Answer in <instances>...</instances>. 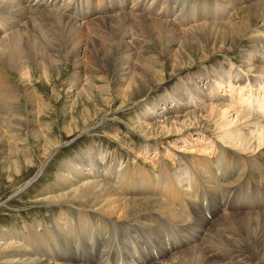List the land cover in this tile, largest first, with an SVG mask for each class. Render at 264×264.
<instances>
[{
  "label": "bare ground",
  "instance_id": "6f19581e",
  "mask_svg": "<svg viewBox=\"0 0 264 264\" xmlns=\"http://www.w3.org/2000/svg\"><path fill=\"white\" fill-rule=\"evenodd\" d=\"M201 1L133 0L130 7L126 0H0V164H18L21 153L14 145H24L29 155V144L20 137L22 119L17 118L24 116L22 97L35 100V118L36 108L44 104L37 91L41 86L31 85L34 70H45L41 82L55 84L53 79H58L74 106L84 97L98 96L121 102L123 108L134 106L130 128L143 140L138 146L122 143L134 152L126 165L98 147L70 164L63 162L57 180L36 196L47 204L43 220L0 231V264H264V207L244 211L236 203L226 211L214 206L213 222L200 207L194 208L200 205L197 192L226 196L234 186L248 192L259 186L251 192H264V23L253 28L251 22L232 19L239 10L263 21L264 0H246L248 6H240V0ZM79 2L86 11L95 9L81 21L65 13ZM101 37L107 41L103 45L116 48L104 52L95 40ZM65 38H72L74 46L64 56ZM246 39L250 47L242 50ZM33 49L42 58L25 61ZM237 49L240 65L232 61L210 70L205 65L182 79V70L194 65V57L206 62ZM121 50L126 60L110 54ZM98 55L101 60L83 66L84 58ZM69 64L75 72L62 82ZM1 68L13 69L24 89L10 82ZM79 68L101 75L81 78ZM175 74L181 82L166 93L172 103L166 102L167 95L150 97ZM61 91L54 86L52 98ZM184 92L190 96L181 99ZM28 132L45 147L52 144L34 122ZM170 139L171 147L162 148ZM60 144L55 142V148ZM153 146L155 155L148 160ZM8 154L11 165L2 162ZM143 160L152 168L141 166ZM189 200L195 223L176 206ZM53 208H58L56 214ZM162 222L185 239L170 249L163 241L156 247L162 235L152 231L153 224ZM200 234L203 241L196 239ZM153 249L159 250L157 258L146 254Z\"/></svg>",
  "mask_w": 264,
  "mask_h": 264
},
{
  "label": "rangeland",
  "instance_id": "374dc122",
  "mask_svg": "<svg viewBox=\"0 0 264 264\" xmlns=\"http://www.w3.org/2000/svg\"><path fill=\"white\" fill-rule=\"evenodd\" d=\"M26 1L27 3L34 4L33 2H29V0ZM132 1L133 0L131 1L126 0V2H128V6L130 7L132 6L131 4ZM152 1L153 0H151V2ZM240 1L243 2L241 5L239 4L240 6H248L250 3L249 1L246 0L245 1L248 4L244 2V0H240ZM203 2L201 0H197V3L201 5L203 4ZM80 3L81 2L74 4L75 5L74 8L70 9L69 12H65L68 17H71L74 20L81 21L86 19L87 14L91 16L94 13L95 10L94 8H90L89 11H86V9H84L85 7L84 6L82 7ZM227 3L234 4L233 1L232 2L228 1ZM161 8L162 6L160 5V9ZM104 10L107 11V8ZM111 10L113 11L112 8ZM158 13H160V11H158ZM236 14H234V16L232 17L234 22L239 20L241 21V23L251 22L254 24L252 26L253 28L259 26L261 27L262 24L264 23V20L263 21L259 20L258 18L254 17L253 14L247 11L242 12L238 10ZM44 15H49V14H44ZM95 18H98V15ZM221 18H222L221 16L214 17V20H220ZM201 19L204 18L201 17ZM51 25H53V23H51ZM95 40H98L100 42V45L103 46V50L106 53L109 52V49L116 48L111 43H109L108 45H103L102 42L103 43L107 42L103 37L97 38ZM93 43L94 41L91 44V48H90L91 50L95 48ZM73 46H74L73 39L65 38L63 41L62 54L65 56L67 52L72 51ZM249 47H250V41L247 39L244 40L243 43L241 44L242 50L247 49ZM123 52L124 51L121 50L119 53L111 52L110 54L112 56H115L116 59L126 60V55L124 56ZM28 54L31 56V58H26L25 61L27 62L30 59L40 60L42 58V53L38 50L33 49L32 51H29ZM223 55H217V56L214 55L210 60L206 62L200 61L199 58L194 57V59H196L194 60V63H192L194 65H191V68L189 67V69L186 68L182 70L181 73V75L183 76L182 79H185L186 77L191 76L193 73H196L200 69H203L202 67L203 66L205 67V65L209 70L216 65L225 64V66H227L226 64L227 63L229 64V62L232 61L238 62V65H240L241 63L239 56L240 49L230 52L227 55L224 56ZM101 59H102L101 55L95 56L93 58L92 57L84 58L83 66L86 67L90 64V62H98ZM72 66L70 64L65 66L66 71L64 72V76L62 77V82H66L67 80L69 81V79L73 77L75 70L74 67ZM1 69L11 80L10 82H13L15 84L19 83L22 86L20 90L24 89L23 85L21 84L19 75L13 69H6V68H1ZM44 72L45 70H34L35 76L33 77V79H31L32 82L31 85L41 86V89L38 90L37 88V91H39L41 98L44 100L43 101L44 104L43 106L36 108L35 111L39 113V116L35 118V116L33 115L34 109L32 103L35 102V100L32 101L30 99H23L22 97L20 103L24 111V116H18V118L15 117L17 119H22V122L20 121V123L23 124L21 127L23 133L20 135V137L23 140H26L27 144H29V149H28L29 155H26V153L24 152V145H18V146L14 145L13 148L18 149L19 152L21 153V155H19L17 158L18 164L12 165L10 168H7L5 164L3 165L0 164V231L3 230L6 231L7 229L13 227L20 228L25 224H28L30 222L32 223L34 220L40 222L43 220L45 214L47 213V208H46L47 204L43 201L40 202V200L36 198V196L42 194V191L48 185L54 183L57 180V174L59 172L60 167L63 164H66L67 162L70 164V161L73 158H76L77 156H78L77 158H79L80 155L83 154L84 152L86 154H90V149L95 150L96 147H98L97 148L98 150L100 151L105 150L104 152H106V154H108L111 158L114 155L116 158L119 157L121 160L124 159L123 164L126 165L127 164L126 162H128L133 158L132 156L134 155V152L130 151L131 146H126V148H123L122 143L124 144L127 143V145L135 144V146H138V144L140 145L143 143L142 136L136 133L134 130H131L130 128L129 118L136 114V112L134 111L135 108L134 106L132 107L131 105H129L128 107L123 108L121 102L117 103L116 101H112V100L100 99L98 96L99 93L95 90H91L90 93L97 95L98 98L87 99L84 97V99L82 98L79 101L77 106H74V104H72V102H69L70 100H68L69 94L67 95L63 92L64 89L62 88V85L59 83L58 79H53L54 81H57V83L55 84L54 82L51 84L41 82V81H45L44 76H42ZM85 73H86L85 68L83 69L79 68V74L81 78H84L85 75L86 76L101 75V72L99 73L94 71L87 72L86 74ZM177 74L173 76L168 75L164 83L160 87H157L152 91L150 97L158 98L163 95L166 96L167 92H171L173 88L176 86V84L178 85L181 82ZM52 76H55L54 72L52 73ZM184 82H186V84L187 83L190 84L189 81L187 82L186 80H184ZM54 86L60 87V90L62 89L61 95H59L57 99L52 98V91ZM184 93L181 99L183 98L186 99V96L187 97L190 96L188 92H184ZM168 95L166 96L167 97L166 102L172 103V99H170ZM161 103L164 104L165 102L162 101ZM3 113L4 111L0 109V119H2ZM33 122L37 125L39 133L42 135V137L52 138L53 141L51 145L49 144L47 147H45L43 146L42 142L41 144L39 142H36V139L29 134L28 130ZM71 126L73 128L72 133H70ZM116 134H119L121 138L117 139L115 137ZM159 140L160 139H158V141ZM57 141L61 142V144L60 147L56 149L54 143ZM172 143L173 141L170 139L169 141L170 145L162 143L161 147L163 146L162 148L166 147L167 149L171 147ZM180 146H183V144H181ZM41 148H43L42 151L40 150ZM156 148L157 146H153V151H152L153 154L149 156L148 160L154 157ZM189 155H195V154L189 153ZM8 156L9 154L7 155V159H6V155H4L5 159H3L2 162L5 161L7 162L8 165H11L12 163L11 164L8 163ZM148 160L141 161L142 162L141 166L144 164V166H146L145 167L146 169H151L152 163L149 162ZM168 162L170 163V160H168ZM174 169H176V167ZM236 187L237 186H234L233 192H231L229 195L228 193H225L226 196H224L223 194H222L223 196L222 195L219 196L218 192L212 194L197 192V197L195 198V201L200 203V205H198L197 207L194 206V208L196 209L200 207L199 210L200 212H202L205 219H208L211 222H213L214 218L212 216V211L215 209V207L222 209L226 208V211L229 205L230 207L236 208L237 206L236 203L238 204V206L241 207L240 209L244 208V211H248L251 209L258 210L261 209V207H264L263 206L264 192L263 191L262 192L257 191L254 193L251 192V191H255V188L257 187L260 188L259 186H256L249 192L244 189L242 190ZM183 197L184 196L181 194V198ZM42 202L44 203V205ZM192 202L193 200H189L184 204L177 203L176 206H178L181 211L184 210L183 216L189 218L192 221V223H195L198 220L197 218H195L194 211L190 207ZM214 202H216V204H213ZM54 206L57 207L56 205ZM53 209L51 210L52 211L51 213L56 214V212H58V208H53ZM229 212H233V211H229ZM187 213L189 215H187ZM164 224H165L164 222L159 224H153L156 227L154 226L155 229L154 230L152 229V231H156V232L159 231L157 233L155 232L156 235H158V233L162 235L161 241H159L160 239L159 240L157 239L158 238L157 236L155 237L157 239L156 247H159L163 241V244L167 243L168 244L167 247L170 249V247H172L173 244L178 243V239L181 238L180 236L183 234L182 232L176 230V232H178L179 235L177 236L175 232L169 231L168 229L170 228H167ZM133 235L138 237L136 233H133ZM161 235H159V237ZM200 237L201 240L203 241L204 236H201V234L196 236V239H199ZM182 239L185 238H181V240ZM184 245H186V242L184 243ZM232 251L236 253L234 249H232ZM158 252L159 250L153 249L150 250V252L148 251L147 253L146 252L145 253L146 254L150 253V255L153 258L155 257L157 258L159 254Z\"/></svg>",
  "mask_w": 264,
  "mask_h": 264
}]
</instances>
